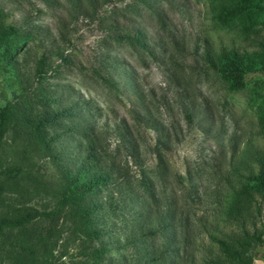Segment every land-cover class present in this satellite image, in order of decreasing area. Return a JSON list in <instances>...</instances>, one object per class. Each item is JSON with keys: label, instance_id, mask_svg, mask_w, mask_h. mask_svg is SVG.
Masks as SVG:
<instances>
[{"label": "rangeland", "instance_id": "1", "mask_svg": "<svg viewBox=\"0 0 264 264\" xmlns=\"http://www.w3.org/2000/svg\"><path fill=\"white\" fill-rule=\"evenodd\" d=\"M68 1L0 0L4 20L17 29L0 45V109L36 87L30 98L49 97L50 110L74 105L93 127L119 177L100 198L104 264H200L218 253L209 236L235 229L226 208L239 173L255 169L253 150L264 152V68L255 66L244 88L229 92L206 56L257 52L264 0L248 1L253 21L226 23L218 15L227 0H95L93 13L85 0L76 8ZM124 34H137L142 46L118 40ZM78 142L67 135L55 142L58 162L72 172L83 156ZM61 188L51 159L9 132L0 153V218L49 212ZM165 216L167 231L160 229ZM50 225L38 218L29 226L47 243L33 264H90L88 243L69 217ZM17 235L0 238V264H10L9 251L21 252L10 246ZM253 254V264H264V240Z\"/></svg>", "mask_w": 264, "mask_h": 264}, {"label": "trees", "instance_id": "2", "mask_svg": "<svg viewBox=\"0 0 264 264\" xmlns=\"http://www.w3.org/2000/svg\"><path fill=\"white\" fill-rule=\"evenodd\" d=\"M78 1L69 0L68 2L72 8H76ZM85 1L93 13L95 0ZM248 1L227 0L228 4L220 9L219 21L226 23L234 17H244L247 21H253L254 12ZM16 34L17 29L7 23L0 12V45ZM118 40L142 46L137 34H124L119 36ZM258 48L257 52L244 54L234 49H223L216 58L207 54L206 60L226 85V90L235 92L244 88L245 75L255 66L264 68V39L258 43ZM6 57L11 59L13 55L7 52ZM44 65V58H42L35 74L38 84L45 74ZM35 89L37 88L24 89L19 96L0 109V153L9 132L15 138L25 140L45 158L51 159L60 173L62 188L56 207L49 212L34 211L25 215L0 218V238L5 233L14 231L18 233L10 246L20 248L21 252L9 251L7 259L10 264H33L34 256L41 248H45L47 243L39 227L30 228L29 226L33 225L36 219L41 218L48 220L51 223L50 227L53 228L58 219L69 217L74 233L88 243L84 247V254L90 260V264H104L109 247L102 240L105 232L100 227L99 211L103 209L100 198L109 187H117L118 173H114L113 165L109 163L100 140L93 132V127L79 117L75 106L50 110L49 97L35 94L36 97L30 98L29 93L34 92ZM34 105L41 106V110L35 111ZM185 116L188 120L190 119L188 112ZM55 128H60L61 132L52 133ZM61 135L79 139L77 144L82 149L83 156L73 172L65 164L58 162L61 152L56 149L55 142ZM131 146L130 156L134 157L135 146L133 144ZM251 154L255 169L248 167L245 174L239 173L238 187L233 189L226 208L227 221L235 229L220 237L210 235V242L217 246L218 253L211 254L200 264H253L254 250L263 243L264 152L253 150ZM140 183L145 188V192L149 193L145 181L142 180ZM107 205L112 207L111 199L108 200ZM169 228L170 225L165 216L162 218L160 229L167 231ZM139 229L143 231L144 227L139 226ZM33 231L36 232L34 235ZM44 231L50 232L48 228ZM150 234L152 233L146 231L141 235ZM93 241L97 243L96 246L90 245Z\"/></svg>", "mask_w": 264, "mask_h": 264}]
</instances>
